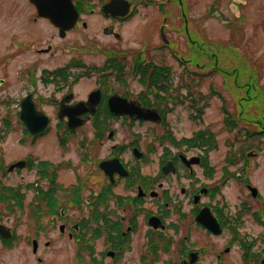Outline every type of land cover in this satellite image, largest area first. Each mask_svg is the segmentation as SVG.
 Masks as SVG:
<instances>
[{
	"label": "flooded vegetation",
	"instance_id": "af4514ba",
	"mask_svg": "<svg viewBox=\"0 0 264 264\" xmlns=\"http://www.w3.org/2000/svg\"><path fill=\"white\" fill-rule=\"evenodd\" d=\"M71 1L75 12L0 0V143L17 134L25 147L0 145L5 264H264V56L208 53L186 0ZM251 1L235 0V45ZM146 12L157 24L132 28L129 52L122 30ZM217 77L233 80L234 114ZM216 96L225 126L260 128L218 154V133L179 135L170 120L181 108L200 122Z\"/></svg>",
	"mask_w": 264,
	"mask_h": 264
},
{
	"label": "rangeland",
	"instance_id": "374dc122",
	"mask_svg": "<svg viewBox=\"0 0 264 264\" xmlns=\"http://www.w3.org/2000/svg\"><path fill=\"white\" fill-rule=\"evenodd\" d=\"M188 6H189V20H190V30L191 33L194 34L195 30L199 31L201 35L203 36L206 46L209 48L208 53H214L215 55L217 53L221 54L222 56L224 54H235L236 53H243V56H264V32L262 29V24H258V16L257 14H260V11L263 12L264 16V0H252L250 4H248L244 9H242L240 12H243L246 17V21L244 23L243 28V35L241 39L239 40L238 44H234V15L240 14L235 10V0L234 2L227 1V0H186ZM22 4V2L20 3ZM210 6H218L219 8L217 11L215 9L208 10ZM259 7L261 8L259 11ZM208 8V9H207ZM146 15H148L145 19H142L141 17L135 18L131 23H129L127 26L123 28V32L127 33L128 40L125 41L126 49L131 52L134 51L137 48V45L132 43L133 37H138L137 31L131 33L132 28H140L141 26H144L146 24H151V29L156 26L157 21H153V18L156 17V13L154 12H146ZM222 15L225 16L224 20L222 19ZM227 24V26H226ZM169 27L175 26L173 21L168 22ZM131 30V31H130ZM49 34V30H47L46 35ZM83 36V34H81ZM45 41H48L46 39ZM152 42L157 43L156 38L152 40ZM177 43H181L182 41L176 40ZM100 44V43H98ZM44 46H46L45 43H43ZM42 45V46H43ZM182 51H184L185 46L179 44ZM7 47V44L2 42L0 44L1 47ZM98 46V45H97ZM92 45H83L80 46L79 49H83V52L86 53L89 56V52L91 48L97 47ZM121 47L123 46L120 45ZM234 46L236 48H234ZM84 49H88L84 51ZM0 52L3 53L2 48L0 49ZM1 53V54H2ZM33 53H31L30 56H32ZM57 54V53H56ZM192 53H190L191 56ZM218 55V54H217ZM28 56V55H27ZM40 58L41 65H46L47 63L51 62L50 57L48 55ZM37 58V56H32V60L34 61ZM67 56L61 55V60L66 59ZM26 57L19 58L18 61H25ZM45 67V66H43ZM264 68V67H263ZM214 84L217 86V90L222 95V98L227 104L228 110L232 114H234L235 109V102L236 98L234 96V85L232 79H225V77H217L213 80ZM204 86L206 87V82H204ZM260 84L262 86L261 89L264 88V71H261V80ZM84 86V85H82ZM87 86H84L85 88ZM242 95V93H241ZM221 102L218 98V96L213 97L211 100V104L208 105V108L204 115L202 116V120L200 122L194 121L192 119L186 118V110L181 108L174 109L173 115L170 116V120L172 122V127L174 128L175 132L179 133V135H190L191 133L201 129V128H208L210 131H213L215 133H218L217 138V145H216V153L218 154L219 151H226V148H229L224 143L223 139L225 137H228L232 132L235 133H242L241 129L248 128L252 132L259 133L260 128L257 126V123L248 122L244 119L239 120L237 126L234 128H230L229 126H225L224 119L225 115L223 111L220 108ZM250 106V109L248 110L247 117L251 116L252 114L257 115L256 112V105H248ZM255 110V112H254ZM249 112H252L249 114ZM240 136V135H239ZM231 137V136H230ZM17 134L7 135L5 140L0 145L4 146L7 150V153L10 154L12 151L11 149H14L15 155L23 154L25 151V147H23V144L19 142ZM241 141H234V144L236 146L239 145ZM263 139L255 141L254 145L259 146L260 149H262L261 152H256V154H259L257 159L260 161L261 167L264 165V148L262 146ZM254 147V146H252ZM236 148V147H234ZM6 153V151H5ZM217 158V156H216ZM215 158V161L218 162ZM264 169V167H262ZM256 170L252 171V174L254 175ZM235 188V187H234ZM231 198H234V194H230ZM9 255L7 253H0V261H3L4 264L9 260ZM50 258V257H49ZM48 258V259H49ZM55 260V258L51 259ZM50 260V261H51ZM34 261H31V264H33Z\"/></svg>",
	"mask_w": 264,
	"mask_h": 264
},
{
	"label": "water",
	"instance_id": "95a60500",
	"mask_svg": "<svg viewBox=\"0 0 264 264\" xmlns=\"http://www.w3.org/2000/svg\"><path fill=\"white\" fill-rule=\"evenodd\" d=\"M38 6H51V5H63L67 6L68 8L72 7L71 0H56V1H49V0H32ZM123 2L120 0H113L110 2V5H117L122 4ZM127 3V2H126ZM109 5V6H110ZM43 13H49V11H43Z\"/></svg>",
	"mask_w": 264,
	"mask_h": 264
}]
</instances>
